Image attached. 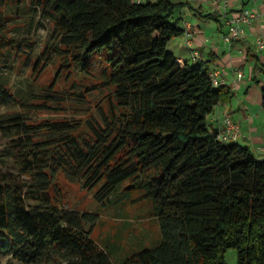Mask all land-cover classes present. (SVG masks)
I'll list each match as a JSON object with an SVG mask.
<instances>
[{
    "label": "trees",
    "instance_id": "trees-1",
    "mask_svg": "<svg viewBox=\"0 0 264 264\" xmlns=\"http://www.w3.org/2000/svg\"><path fill=\"white\" fill-rule=\"evenodd\" d=\"M7 2L0 0V30ZM35 2L54 23L65 66L105 61L98 87L114 92L115 109L112 118L91 121L88 136L81 122L0 116V129L6 120L18 127L16 146L39 192L27 204L13 177L0 181V254L24 264H228L235 248L237 264H264V157L221 140L211 126L209 116L229 91L215 85L210 61L182 63L169 48L186 31L172 18L187 2ZM10 41L0 35V56ZM256 60L254 70L264 73ZM11 99L0 81V103ZM62 172L97 188L101 205L149 203L161 243L114 260L92 236L99 214L61 204L55 187Z\"/></svg>",
    "mask_w": 264,
    "mask_h": 264
},
{
    "label": "rangeland",
    "instance_id": "rangeland-1",
    "mask_svg": "<svg viewBox=\"0 0 264 264\" xmlns=\"http://www.w3.org/2000/svg\"><path fill=\"white\" fill-rule=\"evenodd\" d=\"M4 27L0 35L11 39L5 55L0 57V81L5 83L14 99L0 103V116L16 113L28 122L43 120L81 122L82 135L91 133L90 122L102 123L114 116V92L100 88L108 72L102 58H94L87 66H65L67 51L55 38L54 23L35 0H8L3 7ZM172 21H176L173 17ZM14 121L6 120L0 129V181L13 177L27 204L37 202L39 192L34 186L30 165L16 146ZM55 189L61 192L65 208L93 211L99 214L92 236L102 246L108 245L116 261L141 251L157 247L162 241L161 224L151 216L150 204L122 199L118 204L101 205L97 188L83 186L82 178L61 173ZM140 193L134 191L133 199ZM228 264L238 263L237 249L226 253ZM0 264H24L13 254H0ZM37 264H62L39 262Z\"/></svg>",
    "mask_w": 264,
    "mask_h": 264
},
{
    "label": "crops",
    "instance_id": "crops-1",
    "mask_svg": "<svg viewBox=\"0 0 264 264\" xmlns=\"http://www.w3.org/2000/svg\"><path fill=\"white\" fill-rule=\"evenodd\" d=\"M178 1L187 2L174 17L186 31L173 38L169 48L183 63L194 62L193 53L198 50L200 60L210 61V71L220 73L229 91L227 99L209 116L211 126L222 127L225 116L230 114L242 128L238 141L264 157V73L254 70L257 58L264 64V53L255 47L256 36H264V0H223L220 10L214 9L211 0ZM246 9L257 12V18L251 27L246 26L243 38L227 43V18ZM187 39H191V46Z\"/></svg>",
    "mask_w": 264,
    "mask_h": 264
},
{
    "label": "built area",
    "instance_id": "built-area-1",
    "mask_svg": "<svg viewBox=\"0 0 264 264\" xmlns=\"http://www.w3.org/2000/svg\"><path fill=\"white\" fill-rule=\"evenodd\" d=\"M143 2L146 0H137ZM211 3L216 10H220L223 7V0H211ZM257 12L246 9L237 14H233L227 18V24L229 27L228 32L225 34L224 39L227 43H233L246 34V26L251 27L255 18H257ZM187 45L191 46V39H187ZM255 47L264 53V36L257 35L255 38ZM200 52L195 50L193 53L194 61L200 60ZM182 62V61H181ZM183 63V62H182ZM240 76L243 74L240 73ZM211 76L215 85H220L223 80L220 78L218 71H211ZM242 135V128L239 123L233 120L230 114H227L224 118V124L219 128V138L223 141H238Z\"/></svg>",
    "mask_w": 264,
    "mask_h": 264
}]
</instances>
